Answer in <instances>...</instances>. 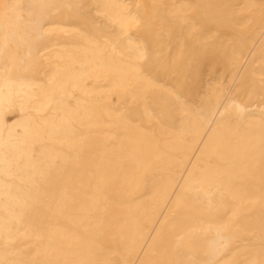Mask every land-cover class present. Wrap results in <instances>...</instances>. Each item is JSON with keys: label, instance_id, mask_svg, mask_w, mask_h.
<instances>
[{"label": "bare ground", "instance_id": "bare-ground-1", "mask_svg": "<svg viewBox=\"0 0 264 264\" xmlns=\"http://www.w3.org/2000/svg\"><path fill=\"white\" fill-rule=\"evenodd\" d=\"M0 264H264V0H0Z\"/></svg>", "mask_w": 264, "mask_h": 264}]
</instances>
